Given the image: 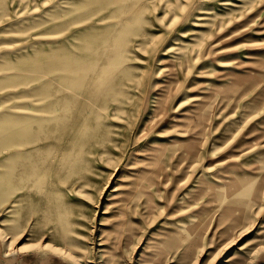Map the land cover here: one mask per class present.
<instances>
[{"label": "rangeland", "instance_id": "374dc122", "mask_svg": "<svg viewBox=\"0 0 264 264\" xmlns=\"http://www.w3.org/2000/svg\"><path fill=\"white\" fill-rule=\"evenodd\" d=\"M108 262L264 264V0H0V264Z\"/></svg>", "mask_w": 264, "mask_h": 264}, {"label": "bare ground", "instance_id": "6f19581e", "mask_svg": "<svg viewBox=\"0 0 264 264\" xmlns=\"http://www.w3.org/2000/svg\"><path fill=\"white\" fill-rule=\"evenodd\" d=\"M5 142H6V141H5ZM137 172H138V171H137ZM224 188H225V187H224ZM249 188H250V187H249ZM144 195H145V194H144ZM141 197H142V196H141ZM250 198H251V197H250ZM132 202H133V201H132ZM144 202H145V201H144ZM134 205H135V204H134ZM243 205H245V204H243ZM231 206H232V205H231ZM245 206H246V205H245ZM247 206H248V205H247ZM134 207H135V206H134ZM134 207H133V208H134ZM146 207H147V206H146ZM133 208H132V209H133ZM143 209H144V208H143ZM245 209H246V208H245ZM134 212H135V211H134ZM132 213H133V212H132ZM143 214H144V213H143ZM131 219H132V218H131ZM23 246H24V245H23ZM23 246H22V247H23ZM19 247H20V246H19ZM19 247H18V249H19ZM123 250H124V249H123ZM127 256H128V255H127ZM109 262H110V261H109ZM109 262H108V264H109ZM125 264H126V263H125Z\"/></svg>", "mask_w": 264, "mask_h": 264}]
</instances>
